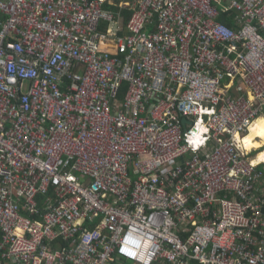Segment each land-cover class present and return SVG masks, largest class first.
<instances>
[{
    "label": "built area",
    "instance_id": "1",
    "mask_svg": "<svg viewBox=\"0 0 264 264\" xmlns=\"http://www.w3.org/2000/svg\"><path fill=\"white\" fill-rule=\"evenodd\" d=\"M263 111L264 0H0V264H264Z\"/></svg>",
    "mask_w": 264,
    "mask_h": 264
},
{
    "label": "clouds",
    "instance_id": "2",
    "mask_svg": "<svg viewBox=\"0 0 264 264\" xmlns=\"http://www.w3.org/2000/svg\"><path fill=\"white\" fill-rule=\"evenodd\" d=\"M195 103V101H193ZM185 111H190L188 106H185ZM207 109H200L201 117L207 112ZM208 129L203 126L202 119L196 122V131L192 132L191 135L187 137L188 144L192 147L193 151L203 145L207 139L206 136H203V133H206ZM254 137H260V142H254ZM237 141L236 147L242 149L247 152L252 150L253 148H260L262 144H264V117L258 118L253 121L248 128V135H246L242 140L238 135L235 136ZM264 162V151L258 153V155L249 161L250 165L255 167L256 165ZM149 245L148 240H144L143 244H141V240L139 238H133L130 235L126 236L124 239V245L121 247L120 251L123 254H127L129 257H135L136 249L138 248H147ZM147 264V262H146Z\"/></svg>",
    "mask_w": 264,
    "mask_h": 264
},
{
    "label": "trees",
    "instance_id": "3",
    "mask_svg": "<svg viewBox=\"0 0 264 264\" xmlns=\"http://www.w3.org/2000/svg\"><path fill=\"white\" fill-rule=\"evenodd\" d=\"M113 8V7H112ZM129 14H130V12L129 11H127V10H124L123 12H122V15H123V22L125 23L126 21H127V19H128V17H129ZM233 16L232 15H227L226 13H221L220 15H219V20L221 21V22H223V23H225V24H227V25H232L233 24V18H232ZM262 166H264V164H261ZM261 166V167H262Z\"/></svg>",
    "mask_w": 264,
    "mask_h": 264
},
{
    "label": "crops",
    "instance_id": "4",
    "mask_svg": "<svg viewBox=\"0 0 264 264\" xmlns=\"http://www.w3.org/2000/svg\"><path fill=\"white\" fill-rule=\"evenodd\" d=\"M261 117H264V116H263V115H262V116H258V118H261ZM247 133H248V132H247ZM247 133H246V134H247ZM246 134H245V135H246ZM240 139H241V138H240ZM255 140L258 141L259 138L256 137ZM256 149H258V150H256ZM256 149H254V148L252 149V150H255V151H254V156H251V153H252L251 151H252V150L248 151V156H249L250 160H251V159H254V158L256 157L257 153H259L260 151L264 150V144L261 145L260 148H256ZM261 164H264V162H261L260 164H258L259 167H260L261 169L264 170V167H263ZM261 166H262L263 168H262ZM260 191H261V193L264 195V179H263L262 182H261V185H260Z\"/></svg>",
    "mask_w": 264,
    "mask_h": 264
},
{
    "label": "bare ground",
    "instance_id": "5",
    "mask_svg": "<svg viewBox=\"0 0 264 264\" xmlns=\"http://www.w3.org/2000/svg\"><path fill=\"white\" fill-rule=\"evenodd\" d=\"M106 45H107V47H109V48H111V47H112V45H111V44H106ZM261 118H262V117H261ZM257 119H258V118H257ZM246 135H248V133H247ZM246 135H244V136L241 138V140H242V139H243V138H244ZM255 138H256V137H254V142H257V143H259L261 138H260V137H258V138H259V140H258V141H257V140H255ZM262 151H264V150H262ZM260 152H261V151H260ZM260 152H259V153H260ZM257 155H258V153H257ZM257 155H256V156H257Z\"/></svg>",
    "mask_w": 264,
    "mask_h": 264
},
{
    "label": "rangeland",
    "instance_id": "6",
    "mask_svg": "<svg viewBox=\"0 0 264 264\" xmlns=\"http://www.w3.org/2000/svg\"><path fill=\"white\" fill-rule=\"evenodd\" d=\"M262 115L264 116V111L260 114V116H262ZM262 145H263V144H262ZM254 149H256V148H254ZM256 150H258V149H256ZM254 151H255V150H252V151H251V152H252V153H251V156H254ZM263 167H264V166H263ZM263 167H262V168H263Z\"/></svg>",
    "mask_w": 264,
    "mask_h": 264
},
{
    "label": "water",
    "instance_id": "7",
    "mask_svg": "<svg viewBox=\"0 0 264 264\" xmlns=\"http://www.w3.org/2000/svg\"><path fill=\"white\" fill-rule=\"evenodd\" d=\"M185 121V120H184Z\"/></svg>",
    "mask_w": 264,
    "mask_h": 264
}]
</instances>
